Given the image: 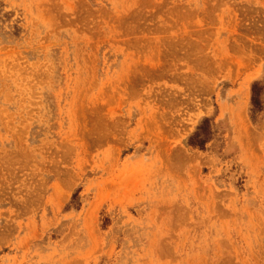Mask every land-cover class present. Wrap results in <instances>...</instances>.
<instances>
[{
  "label": "rangeland",
  "instance_id": "374dc122",
  "mask_svg": "<svg viewBox=\"0 0 264 264\" xmlns=\"http://www.w3.org/2000/svg\"><path fill=\"white\" fill-rule=\"evenodd\" d=\"M0 264H264V0H0Z\"/></svg>",
  "mask_w": 264,
  "mask_h": 264
}]
</instances>
